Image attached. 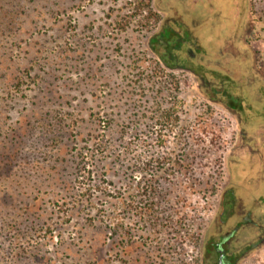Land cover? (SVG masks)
I'll list each match as a JSON object with an SVG mask.
<instances>
[{
    "label": "rangeland",
    "instance_id": "obj_1",
    "mask_svg": "<svg viewBox=\"0 0 264 264\" xmlns=\"http://www.w3.org/2000/svg\"><path fill=\"white\" fill-rule=\"evenodd\" d=\"M257 163L264 0H0V264H216Z\"/></svg>",
    "mask_w": 264,
    "mask_h": 264
},
{
    "label": "flooded vegetation",
    "instance_id": "obj_2",
    "mask_svg": "<svg viewBox=\"0 0 264 264\" xmlns=\"http://www.w3.org/2000/svg\"><path fill=\"white\" fill-rule=\"evenodd\" d=\"M181 21H183V19ZM180 53V57L182 56L183 58H185V56L188 55V60L197 64L200 63V59H202V57L207 55L206 52H203V56L199 59L198 54L195 53L191 46H187L186 49H184ZM198 76L199 80H201L203 84H207L209 86L211 85L209 83V80L205 78L204 75L198 74ZM210 91L211 88L209 90H206L207 97ZM242 133L244 135L243 139L246 140V131H242ZM247 145L252 157L260 155L259 149H256V146L252 140L249 141ZM260 159L261 158H259V160ZM257 166L258 168L255 169V171L253 168H251L250 171L254 172L253 175L257 179L262 174V180L256 181L253 187L247 188V191L250 194L249 197L256 198V196H259L260 198H264V189L260 187L261 182H263L264 184V163H257ZM261 190L263 194L260 193ZM259 193L260 195H258ZM235 194L236 192L234 190H230V192L227 191L223 194L221 198L220 211L215 219L216 232L212 235L211 238L208 239L207 243L204 246V248H206V251L209 250V252L215 254V256L217 257L216 264H237L239 260L244 259L248 256L249 253L256 249V246H258L260 243L264 244V227L262 228L260 225L258 226L256 224L255 215L253 214L252 209H249V206L251 208L253 203H250V201H248L245 204L244 202H242V204L240 205L239 203H237L238 201ZM227 195L230 196L229 200L226 199ZM254 201L256 203H261L259 201H256V199ZM236 210L238 222L236 226L229 225ZM242 231H247L251 235L252 233L253 235L256 234V237H254L252 241L246 242L240 247L235 248L233 246V241L236 235H240V232ZM215 238L218 240L217 242L214 241Z\"/></svg>",
    "mask_w": 264,
    "mask_h": 264
}]
</instances>
